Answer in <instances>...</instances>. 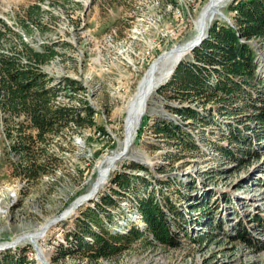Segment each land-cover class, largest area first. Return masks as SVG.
I'll return each mask as SVG.
<instances>
[{"label": "rangeland", "instance_id": "1", "mask_svg": "<svg viewBox=\"0 0 264 264\" xmlns=\"http://www.w3.org/2000/svg\"><path fill=\"white\" fill-rule=\"evenodd\" d=\"M230 1L226 0L220 12L210 18L206 27L208 36L216 20L228 22L225 16L229 18L226 10ZM209 2L211 0H179L178 5H173L167 0H0V31H5L3 20L12 31L23 34L26 41L38 48L42 44L50 45L55 53L44 64L45 71L54 76V83L70 76L87 88L85 93L78 92L73 103L87 99L98 111L96 121L106 129L100 131L86 126L64 130L48 145L58 157L49 167V173L38 180L26 181L17 168L22 158L10 151L12 140L5 137L6 127H12L24 117H12L0 109V243L19 240L25 233H39L56 216L63 214L36 241L38 252L42 249L44 253L43 259L53 264H264L263 127L247 116L248 111L226 114L220 111L219 103H215L206 113L213 121L211 124L185 125L186 130L199 139L200 149L180 150L174 142L157 135L154 124L158 118L180 119L168 106L176 102L164 100L157 93L174 75L178 64L148 100L127 153L98 179L96 193L88 194L94 189L100 161L119 148L123 147L122 152L125 150L129 138L128 108L140 81L166 51L196 37L197 17ZM177 6H181L180 15L173 11ZM30 14L37 22L31 21ZM25 20L32 30L30 34H26ZM165 29L174 32L168 39L160 34ZM18 42L14 34L6 30L0 36V51H10L11 47H18ZM254 42L259 52L264 98V41ZM149 48L153 55L146 57L145 51ZM191 54L193 51L189 50L180 61L191 59ZM62 100H69L64 90ZM230 126H238L250 145L230 143L223 133ZM37 144L39 161H44L46 156L40 155L44 144ZM247 147L250 154L242 151ZM224 148L228 152H224ZM133 163L148 171L132 168ZM160 165L166 166L165 172H158ZM113 170L133 177L137 174L149 177L151 183L137 182V178H133L140 187L138 196L156 184L160 199L172 201L183 216L181 244L167 246L156 241L148 244L146 239L114 258L98 262H90L74 253L54 261L60 257V248L75 247L68 234L77 229L78 220L84 219L88 208H96L100 192L115 196L118 203L108 209L111 217L99 211L104 228L88 219L93 230L107 229L122 235L130 226H145L137 202L128 194L113 191ZM160 178L170 180L161 183ZM86 195L93 197L88 199ZM84 196L85 201L81 199ZM240 228L255 242L245 240ZM18 242L10 248L29 245L28 254L35 264H44L31 237Z\"/></svg>", "mask_w": 264, "mask_h": 264}, {"label": "trees", "instance_id": "2", "mask_svg": "<svg viewBox=\"0 0 264 264\" xmlns=\"http://www.w3.org/2000/svg\"><path fill=\"white\" fill-rule=\"evenodd\" d=\"M167 1L178 5L179 0ZM36 8L39 13L40 7ZM226 14H230L229 18H232L230 22L216 20L208 32L210 36L192 50L191 59L182 60L170 80L157 91L160 98L176 102L168 106L180 119L158 118L154 124L155 133L166 141L174 142L180 150L186 147L200 149L199 139L194 138L185 125L211 124L213 121L206 117V113L213 109L212 104L215 103H219L220 111L226 114L248 111L247 116L261 124L264 132L259 52L254 42L264 41V0H231ZM30 15L31 21L37 22L33 14ZM2 23L5 31L1 29L0 36L7 30L20 42L18 47H11L10 51H0V109L12 117H24L12 127H6L5 137L12 140L10 151L22 158L21 165L17 167L21 172L20 177L26 181L38 180L41 175L49 173V167L58 160L55 151H51L48 145L54 143L55 137H59L64 130L84 129L86 126L97 127L100 131L106 129L96 121L98 111L87 99H80L78 104L73 103L78 92L85 93L87 88L70 76L61 77L54 83V76L45 71L44 64L51 60L55 50L47 44L38 48L26 41L23 34L12 31L3 20ZM24 25L26 34H30L32 30L26 20ZM63 81L64 84H61ZM63 90L66 91L68 101L62 100ZM223 133L230 143L250 145L239 132L238 126H230ZM37 143L44 144L40 154L46 156L44 161H39ZM247 148L242 149L244 154H250V149ZM223 151L228 152L225 148ZM131 167L148 171V168L139 164L133 163ZM165 167L158 166V172L162 173ZM135 177L137 182H150L146 175L137 174L133 177L126 172L114 171L111 174V187L116 194H128L137 202L145 226H130L122 235L111 233L107 229L93 230L88 219L104 228L101 210L111 217L108 209L118 203L115 196L100 192L96 208H88L84 212V219L78 220L77 229L68 234V239L75 242V247L60 248V257L54 261L74 253L90 262H98L114 258L136 242L146 239L148 244L155 241L167 246L181 244L183 216L172 201L160 199V190L155 188L156 184L144 195L138 196L140 187L136 180L133 181ZM169 180L160 178L159 182L166 183ZM117 186L121 188L118 189ZM239 231L245 240L255 242L244 228ZM88 237L92 240H88ZM201 238L204 239V236ZM29 251V245L2 251L0 264H35Z\"/></svg>", "mask_w": 264, "mask_h": 264}, {"label": "bare ground", "instance_id": "3", "mask_svg": "<svg viewBox=\"0 0 264 264\" xmlns=\"http://www.w3.org/2000/svg\"><path fill=\"white\" fill-rule=\"evenodd\" d=\"M225 1L226 0H211V2H209L210 4L204 7L197 17L196 28H198V31L196 37L192 39V41L186 43L185 45L181 44L166 51L165 54L161 56L159 60L152 63L148 73L140 81L138 85L139 88L134 94V97L132 98L130 102L131 104L128 108L126 127H127V136H129V138L125 150H123L122 152L121 149L123 147L121 146L122 148H119L118 151L114 152L113 154H107L103 158V160L100 161L97 169L99 170V175L95 181L94 189L88 194L92 192H94V194L96 193V189L98 187L97 186L98 179L103 178L105 173L109 170L108 168L114 165L115 162L119 160L120 157H122L123 155H125V153H127V151L129 150L130 146L132 145L136 137L135 135L137 132V128L142 121L141 118L147 110L148 100L150 99L154 91L157 90L159 85L165 82L166 79L173 74L176 65L181 62L180 60L188 53V51L194 50L204 41V39L207 38L208 35L206 33V27L208 25V22L210 18L213 17V15L220 12V8L225 4ZM86 196H84L81 199L85 201L87 199ZM92 197L93 195L92 196L90 195L88 196V199ZM67 212L68 210L65 213L67 214ZM62 215L63 214L56 216V218L53 219V221L50 224L45 225L39 233L36 234L25 233L20 238V239H24L26 237L29 238L31 237V240H33L34 242L36 251L44 264H53V263L48 261V259L46 260L43 259L42 255H44V253L41 252L42 250L41 248H40L41 250L38 252L39 246L37 245L36 241L39 240V237L44 233V230L46 231L51 226L55 225ZM20 239L16 241H20ZM6 244L0 243V246H4Z\"/></svg>", "mask_w": 264, "mask_h": 264}, {"label": "built area", "instance_id": "4", "mask_svg": "<svg viewBox=\"0 0 264 264\" xmlns=\"http://www.w3.org/2000/svg\"><path fill=\"white\" fill-rule=\"evenodd\" d=\"M173 11L177 14L180 15L182 13L181 6L174 7ZM174 33L173 30L165 29L160 32L161 37H166L167 39L169 38L170 34ZM146 57L152 56L153 54L151 53L150 48L145 51Z\"/></svg>", "mask_w": 264, "mask_h": 264}, {"label": "water", "instance_id": "5", "mask_svg": "<svg viewBox=\"0 0 264 264\" xmlns=\"http://www.w3.org/2000/svg\"><path fill=\"white\" fill-rule=\"evenodd\" d=\"M225 19H227L228 21H230V19L227 18L226 16H225ZM179 64H180V63H179ZM179 64H178V65H179ZM178 65H177V67H178ZM177 67H176V68H177ZM159 88H160V87H159ZM18 244H19V242L16 241V240H14V241H12V242H10V243L4 245V246H0V251L7 250L8 248L13 247V246H16V245H18ZM34 248H35V246H34Z\"/></svg>", "mask_w": 264, "mask_h": 264}]
</instances>
